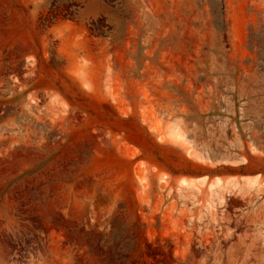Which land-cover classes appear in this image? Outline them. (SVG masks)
Wrapping results in <instances>:
<instances>
[{"label":"rangeland","instance_id":"1","mask_svg":"<svg viewBox=\"0 0 264 264\" xmlns=\"http://www.w3.org/2000/svg\"><path fill=\"white\" fill-rule=\"evenodd\" d=\"M0 264H264V0H0Z\"/></svg>","mask_w":264,"mask_h":264}]
</instances>
